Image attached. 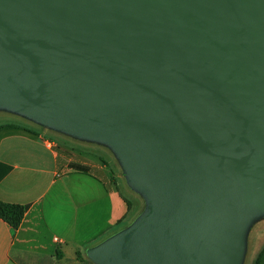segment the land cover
I'll return each mask as SVG.
<instances>
[{
    "label": "water",
    "instance_id": "water-1",
    "mask_svg": "<svg viewBox=\"0 0 264 264\" xmlns=\"http://www.w3.org/2000/svg\"><path fill=\"white\" fill-rule=\"evenodd\" d=\"M0 110L107 147L142 199L94 264H242L264 216V0H0Z\"/></svg>",
    "mask_w": 264,
    "mask_h": 264
},
{
    "label": "crops",
    "instance_id": "crops-1",
    "mask_svg": "<svg viewBox=\"0 0 264 264\" xmlns=\"http://www.w3.org/2000/svg\"><path fill=\"white\" fill-rule=\"evenodd\" d=\"M53 136L60 137L29 123L0 124V201L24 208L16 229L0 218V264H94L85 250L141 209L142 199L125 194L110 168L73 161L66 142ZM73 162L87 171L69 168Z\"/></svg>",
    "mask_w": 264,
    "mask_h": 264
},
{
    "label": "rangeland",
    "instance_id": "rangeland-1",
    "mask_svg": "<svg viewBox=\"0 0 264 264\" xmlns=\"http://www.w3.org/2000/svg\"><path fill=\"white\" fill-rule=\"evenodd\" d=\"M5 121L16 123H29L30 125L39 127L37 124H34L21 116H17L15 114H8L7 112L0 110V124ZM57 134L60 135V137H62L64 141L60 137L53 136L54 140L57 143L66 142V149H68L67 151L70 153L73 161H78L80 159L85 160L91 164L106 165L117 175L118 180L120 182L119 186L121 190L124 191L125 194H127L129 197H134L131 193L125 191V188L127 190L130 189L128 188L127 183L125 181L123 171L118 161L107 147L95 143L76 140L60 133ZM137 207L138 210L140 208L142 209L143 203H141L140 201ZM263 247L264 216H261L254 219L248 228V232L245 237V253L242 264H254L257 254ZM261 264H264V255L261 259Z\"/></svg>",
    "mask_w": 264,
    "mask_h": 264
},
{
    "label": "trees",
    "instance_id": "trees-1",
    "mask_svg": "<svg viewBox=\"0 0 264 264\" xmlns=\"http://www.w3.org/2000/svg\"><path fill=\"white\" fill-rule=\"evenodd\" d=\"M4 127L13 128V129H21V130L27 131L25 129L12 126V125H5ZM66 152H67V155H69L68 151ZM69 168L79 170V171H84V172L87 171V167L77 164L75 162L70 163ZM23 211H24V208L19 205L8 204V203H4L0 201V218H2L13 229H16L17 226L19 225L21 218H22ZM263 254H264V247L257 254L254 264H260Z\"/></svg>",
    "mask_w": 264,
    "mask_h": 264
}]
</instances>
